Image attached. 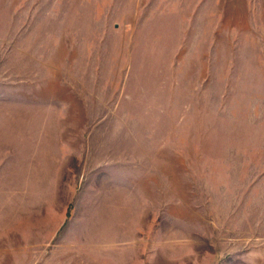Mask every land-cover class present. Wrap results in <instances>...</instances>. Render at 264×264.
Segmentation results:
<instances>
[{"label":"rangeland","instance_id":"374dc122","mask_svg":"<svg viewBox=\"0 0 264 264\" xmlns=\"http://www.w3.org/2000/svg\"><path fill=\"white\" fill-rule=\"evenodd\" d=\"M0 264H264V0H0Z\"/></svg>","mask_w":264,"mask_h":264}]
</instances>
